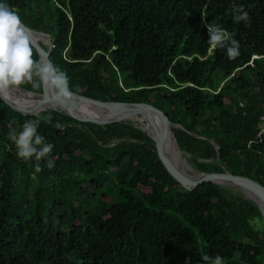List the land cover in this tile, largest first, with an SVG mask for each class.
Segmentation results:
<instances>
[{
    "label": "trees",
    "instance_id": "1",
    "mask_svg": "<svg viewBox=\"0 0 264 264\" xmlns=\"http://www.w3.org/2000/svg\"><path fill=\"white\" fill-rule=\"evenodd\" d=\"M7 3L24 26L50 35L49 59L72 92L151 104L180 125L172 130L194 168L264 185V0ZM233 4L250 20L236 22ZM205 23L235 34L236 58L209 54ZM41 115H51L38 132L55 145V167L42 159L38 172L34 159L17 156L9 132ZM39 116L0 98V264H211L216 255L264 264L262 216L241 194L212 182L184 189L131 122L101 125L53 109Z\"/></svg>",
    "mask_w": 264,
    "mask_h": 264
},
{
    "label": "clouds",
    "instance_id": "2",
    "mask_svg": "<svg viewBox=\"0 0 264 264\" xmlns=\"http://www.w3.org/2000/svg\"><path fill=\"white\" fill-rule=\"evenodd\" d=\"M233 19L236 22L249 21V13L242 5L233 4ZM208 49L211 54L215 49H225L229 59L239 55V43L234 33L225 31L219 24H207ZM23 85L34 89L44 88L57 100H67L73 95L68 74L51 59H34L31 39L26 32L19 13L7 0H0V95ZM41 121L51 122V115H41L35 120H27L19 130L12 129L9 139L16 147V154L25 161L35 160L36 171H42L38 163L46 161L48 169L55 167L51 153L55 145L47 142L46 137L38 132ZM59 127V124H57ZM255 229L264 231V222L257 220ZM208 261L210 258H203ZM211 264H225L220 255L211 258Z\"/></svg>",
    "mask_w": 264,
    "mask_h": 264
},
{
    "label": "water",
    "instance_id": "3",
    "mask_svg": "<svg viewBox=\"0 0 264 264\" xmlns=\"http://www.w3.org/2000/svg\"><path fill=\"white\" fill-rule=\"evenodd\" d=\"M24 28L31 39L32 45L37 50L40 59H49V54L52 48L50 35L44 34L42 32H35L27 28L26 26H24ZM36 36H38L39 38H36ZM40 44L45 45L46 50H44ZM18 90L24 95L36 97L37 101L31 106H20L17 104V102L11 99L9 93L0 95V98L11 109L24 115L39 116L42 111L46 109H53L58 112H62L78 121H89L92 123L103 125L113 122H127L125 121L126 117L132 118V116L137 115L139 113L145 114L151 122V132L144 131L132 122L131 124L134 127L144 131L152 139L157 155L162 161L167 172L172 176L173 179H175L179 183L181 187L188 191H191L203 182H212L225 188H231L230 186L233 185L236 188L233 190V192L241 194L244 198L250 200L258 207V210L261 213L262 220L264 222V185H262L258 181L244 175L233 174L225 168H222L221 172H202L194 167H191V164L188 162V167L194 168V170L198 173L196 177H189L180 169L178 163L170 156L169 153V145L172 140L178 146L172 128L180 127V125H173L164 115V113L160 111L157 107L145 102H122L112 100L103 101L100 99L89 98L75 92H73V95L70 99L57 100L52 96L49 91L44 88H42V92L40 93L27 91L21 86L18 88ZM50 102L63 105L68 109L69 107H72L71 105L74 104H88L97 108H101L109 112V114L112 116L104 118L78 116L74 112H71L69 110L57 109L55 107L46 108L45 105ZM153 119H155V123ZM213 144L215 145L217 150L216 161L219 162V149L214 142ZM180 150L184 153V159H188L190 155L184 150Z\"/></svg>",
    "mask_w": 264,
    "mask_h": 264
},
{
    "label": "bare ground",
    "instance_id": "4",
    "mask_svg": "<svg viewBox=\"0 0 264 264\" xmlns=\"http://www.w3.org/2000/svg\"><path fill=\"white\" fill-rule=\"evenodd\" d=\"M9 92L14 93L21 98L29 99V100L33 101L34 103L37 101L36 97L30 96V95H24V94H22V92H20L18 90V88L12 89ZM33 104H31V105H33ZM71 106L72 107H69V109H68V108L64 107L63 105H60V104H57L54 102H50V103L45 105V107H55L57 109H65V110H69V111L74 112V113H84V114H90V115H95V116H100V117H111L112 116L109 114V112H107L101 108H97L95 106L88 105V104H74ZM123 117H126V116H123ZM125 121L132 122V123L136 124L138 127L143 129L144 131H148V132L152 131L150 120L147 117H145L143 114L139 113L137 115L132 116V118L126 117ZM169 148H170V150H169L170 156L178 163L180 169L189 177H196V176H192V175L188 174L184 169H182L183 167H181L182 166V163H181L182 158L181 157H182L183 152L178 148V146L175 144V142L173 140L170 142Z\"/></svg>",
    "mask_w": 264,
    "mask_h": 264
},
{
    "label": "rangeland",
    "instance_id": "5",
    "mask_svg": "<svg viewBox=\"0 0 264 264\" xmlns=\"http://www.w3.org/2000/svg\"><path fill=\"white\" fill-rule=\"evenodd\" d=\"M9 94V96L11 97V99L12 100H14L15 102H17V104L18 105H20V106H31V104H27L26 102H24L23 100H21L20 99V97L18 96V95H16V94H14V93H11V92H8ZM145 117H147L145 114H143ZM148 118V117H147ZM149 119V118H148ZM262 124V123H261ZM263 126V125H262ZM182 160H181V163H182V166L181 167H183L182 169H184L185 170V167L186 166H189V164L188 163H190L191 164V167H193L192 166V163L191 162H189L188 161V159H184V155H182ZM188 162V163H187ZM193 170L194 172H195V174H198L195 170H194V168H189L188 167V170ZM228 185H230V184H228ZM231 188H227V189H229L230 191H232L233 192V190L234 189H236L233 185L232 186H230ZM232 189V190H231ZM234 193H237V192H234Z\"/></svg>",
    "mask_w": 264,
    "mask_h": 264
},
{
    "label": "built area",
    "instance_id": "6",
    "mask_svg": "<svg viewBox=\"0 0 264 264\" xmlns=\"http://www.w3.org/2000/svg\"><path fill=\"white\" fill-rule=\"evenodd\" d=\"M262 126V125H261ZM262 132H264V127L262 128Z\"/></svg>",
    "mask_w": 264,
    "mask_h": 264
}]
</instances>
